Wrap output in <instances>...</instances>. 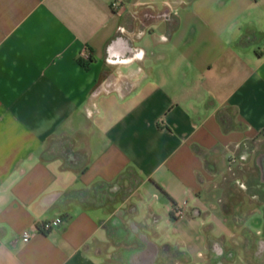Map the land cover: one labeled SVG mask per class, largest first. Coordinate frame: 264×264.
Wrapping results in <instances>:
<instances>
[{
	"label": "crops",
	"instance_id": "0c3cea01",
	"mask_svg": "<svg viewBox=\"0 0 264 264\" xmlns=\"http://www.w3.org/2000/svg\"><path fill=\"white\" fill-rule=\"evenodd\" d=\"M0 264H264V0H0Z\"/></svg>",
	"mask_w": 264,
	"mask_h": 264
},
{
	"label": "built area",
	"instance_id": "2783aa9c",
	"mask_svg": "<svg viewBox=\"0 0 264 264\" xmlns=\"http://www.w3.org/2000/svg\"><path fill=\"white\" fill-rule=\"evenodd\" d=\"M113 7L114 8H120L121 7V3L120 1H115L113 3ZM62 223V219L60 217L55 218L53 220H49V221H45V222H41L40 224L36 225V228L34 229V232L30 231V230H25L21 233V238L23 240V242L27 243L29 242L32 237H33V233L36 232H50L53 229L57 228L60 226V224Z\"/></svg>",
	"mask_w": 264,
	"mask_h": 264
}]
</instances>
